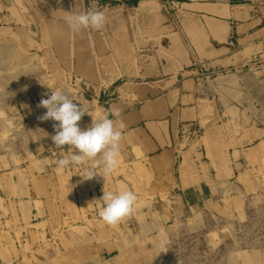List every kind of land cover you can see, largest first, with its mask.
Masks as SVG:
<instances>
[{
  "label": "crops",
  "instance_id": "crops-1",
  "mask_svg": "<svg viewBox=\"0 0 264 264\" xmlns=\"http://www.w3.org/2000/svg\"><path fill=\"white\" fill-rule=\"evenodd\" d=\"M88 7L103 28L73 33ZM57 90L82 130L124 123L111 174L58 166ZM172 263L264 264V0H0V264Z\"/></svg>",
  "mask_w": 264,
  "mask_h": 264
},
{
  "label": "clouds",
  "instance_id": "clouds-1",
  "mask_svg": "<svg viewBox=\"0 0 264 264\" xmlns=\"http://www.w3.org/2000/svg\"><path fill=\"white\" fill-rule=\"evenodd\" d=\"M105 20L104 12L99 10L71 12L66 17V22L73 33L88 28L99 30L103 28ZM39 106L47 109V112L40 117L41 120L51 119L58 122L54 125L56 134L51 137L55 146L58 148L69 146L70 156L57 153L59 167L66 168L73 164L81 165L92 161V166L80 174L84 180L93 179L99 174L94 168L102 166L106 174L116 170L119 163L122 129L125 127L122 121L117 126L113 119L105 117L92 122L87 130H82L78 122L88 112L83 105L75 104L60 90L52 91L49 98L40 101ZM113 115L119 116V110ZM137 199V194L132 190L118 193L103 191L100 200L104 201V206L99 211V217L107 225H118L132 214Z\"/></svg>",
  "mask_w": 264,
  "mask_h": 264
},
{
  "label": "built area",
  "instance_id": "built-area-1",
  "mask_svg": "<svg viewBox=\"0 0 264 264\" xmlns=\"http://www.w3.org/2000/svg\"><path fill=\"white\" fill-rule=\"evenodd\" d=\"M91 8V10H93L92 7H89V9ZM219 72H215V73H209V74H204V73H201L200 75V78L199 79H209V78H212L213 76H216Z\"/></svg>",
  "mask_w": 264,
  "mask_h": 264
},
{
  "label": "rangeland",
  "instance_id": "rangeland-1",
  "mask_svg": "<svg viewBox=\"0 0 264 264\" xmlns=\"http://www.w3.org/2000/svg\"><path fill=\"white\" fill-rule=\"evenodd\" d=\"M161 5L164 6V3H161ZM89 10H91V8ZM78 88H82L81 84L80 83L79 84H76V82H74L73 83V89H78ZM175 248H177V247H175ZM172 264H174V263H172Z\"/></svg>",
  "mask_w": 264,
  "mask_h": 264
}]
</instances>
